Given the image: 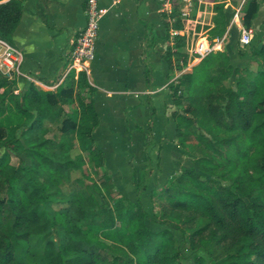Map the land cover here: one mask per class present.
Returning <instances> with one entry per match:
<instances>
[{"label": "trees", "instance_id": "obj_1", "mask_svg": "<svg viewBox=\"0 0 264 264\" xmlns=\"http://www.w3.org/2000/svg\"><path fill=\"white\" fill-rule=\"evenodd\" d=\"M25 1L0 3V38L11 44ZM262 1L246 2V27ZM225 2L215 0L211 22L185 27L177 0L164 18L173 44L163 59L174 56L181 73L169 84L171 117L193 165L151 191L160 231L115 188L94 140L99 116L85 73L54 91L29 84L20 94L0 73V264H264V37L250 55L256 69L235 68L224 49L186 70L187 47L229 34ZM49 126L70 140L74 157L62 154ZM9 150L30 164L12 166ZM151 175L150 167L142 172L139 196Z\"/></svg>", "mask_w": 264, "mask_h": 264}, {"label": "crops", "instance_id": "obj_2", "mask_svg": "<svg viewBox=\"0 0 264 264\" xmlns=\"http://www.w3.org/2000/svg\"><path fill=\"white\" fill-rule=\"evenodd\" d=\"M237 1L226 0L229 14ZM184 2L181 12L189 23L200 19L211 22L215 0ZM173 3L174 0H99L103 14L95 59L90 75H86L95 89L93 104L99 116L93 136L104 154L107 170L124 194L133 189L137 195L136 184L149 167L152 175L145 196L181 167L192 166L191 158L176 140L170 112V67L163 59L165 53H157L164 18L172 13ZM86 9L87 0L25 1L12 45L22 51V72L36 77L37 87L54 91L74 72L64 77L70 63V40L85 28ZM253 27L259 37L264 36V0ZM234 40V36L230 38L228 49L233 56ZM15 82L16 90L23 92L27 87L23 78Z\"/></svg>", "mask_w": 264, "mask_h": 264}, {"label": "built area", "instance_id": "obj_3", "mask_svg": "<svg viewBox=\"0 0 264 264\" xmlns=\"http://www.w3.org/2000/svg\"><path fill=\"white\" fill-rule=\"evenodd\" d=\"M248 0H238L232 7V18L229 24V31L236 28L239 33V41L242 47L252 45L257 38L255 27H246L243 24V9ZM87 23L85 28L76 33L70 40L71 55L67 72L74 71L77 75L85 73L90 75L92 63L95 59L96 42L99 37L100 20L103 10L99 6V0H87ZM228 33L222 39L210 40L202 37L196 41L191 49L192 64L200 63L210 53L222 50ZM24 55L20 49L5 39L0 38V73L10 81H17L23 78L27 85H38L39 81L34 76L22 72ZM24 91V90H23ZM22 91L15 90L20 94Z\"/></svg>", "mask_w": 264, "mask_h": 264}, {"label": "rangeland", "instance_id": "obj_4", "mask_svg": "<svg viewBox=\"0 0 264 264\" xmlns=\"http://www.w3.org/2000/svg\"><path fill=\"white\" fill-rule=\"evenodd\" d=\"M185 3L186 2H184V0H177V4L180 7L179 8L180 11L185 9V7H184ZM197 3H198V1H197ZM197 3H196V5H197ZM229 13H228V16L230 15ZM190 18L191 17H189V19ZM181 20L185 24V27H187L191 23V22L189 23V21L186 19V17H184L182 15V12H181ZM177 34H180V35L184 36L185 33H184V31H180V32H178V31L173 32V30L171 31V36L172 37L174 35H177ZM235 34H236V28L234 27V28H232L230 30V34L227 35V39H226V42H225L224 46L222 47V50H224V49L228 50L229 49L230 38L234 36L235 40H234V47L233 48H234L235 55L233 56V55L230 54L231 55V62L233 64V66L235 68L250 67L252 69H256L257 68V63L253 61V59H252V57L250 55H251V52H252L254 47H259L261 45V43L263 42L262 40H263L264 36L259 37L258 34H257V38H256L255 42L252 45L247 46V47H242L241 44H240V41H239V33L236 36H235ZM167 36H168V32L166 31V28H165L163 30L162 36H159L162 41H160L161 46H160V48L157 51L158 54L166 53L169 45H170V47H172V44H173L172 38L168 39ZM204 37L208 38V35H205ZM185 51H187V53H189V56H190V65L186 69V70H188L189 68H191V67H193V66H195L197 64H195V65L192 64V56H191L192 54H191V51L188 49V47L185 49ZM240 52L244 53L243 57L239 54ZM174 58H175L174 56L171 57L172 63L165 62L170 67V75H169V79L168 80L171 81V82L176 80L177 77H179L181 75V73L179 72V70L176 67V62H175ZM174 109H176V108L173 105V102L171 100L170 112H172ZM49 127L53 131V133H51L50 137H52L53 135L57 136L60 144L62 145V149H61L62 154L63 155H71V156L74 157L78 150L72 147V144H71L70 140L66 136H63V135L59 134L56 131V128H54L53 126H49ZM4 151H5V149L1 150V153H3ZM8 153L10 154V157H11L12 166H17L18 167V166H25V165H29L30 164V160L27 159L25 154H22V153L18 154L16 152L12 151V150H9ZM191 165H193V164L191 163ZM84 172L85 173L89 172L87 170V167L85 168ZM79 176H81L80 172H77V173L74 174V177H79ZM91 176L95 177V175H91ZM111 177H112V180H113V182L115 184L116 190L118 192H121V193L124 194V192L118 188V184L115 181V178H114V176L112 174H111ZM165 182L166 181H163L162 183H158L157 185H155V187L160 185V184H164ZM62 189H63L65 194L68 193V186L66 184L62 185ZM135 194H136V192H135ZM135 194H134V191L132 189L130 191H127L124 195L127 198L131 199L133 202H140L143 205L144 209L148 213V218L146 220V224L152 231H160V230H162L163 227H161L160 225L156 224V222H155V218H154L155 210H154V207H153V205L151 203V199H150L151 191H150V193L146 194V196H145V194H142L141 196H139L138 193L135 196ZM188 263L192 264V259H189Z\"/></svg>", "mask_w": 264, "mask_h": 264}]
</instances>
